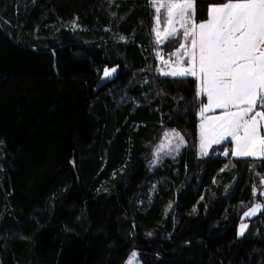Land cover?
I'll return each instance as SVG.
<instances>
[{"label": "trees", "instance_id": "1", "mask_svg": "<svg viewBox=\"0 0 264 264\" xmlns=\"http://www.w3.org/2000/svg\"><path fill=\"white\" fill-rule=\"evenodd\" d=\"M223 1L194 0L196 20ZM151 27L150 0H0L2 32L52 53L0 38V264H264V209L236 235L264 157L196 156L204 96L156 73ZM166 127L186 142L150 165Z\"/></svg>", "mask_w": 264, "mask_h": 264}, {"label": "snow or ice", "instance_id": "2", "mask_svg": "<svg viewBox=\"0 0 264 264\" xmlns=\"http://www.w3.org/2000/svg\"><path fill=\"white\" fill-rule=\"evenodd\" d=\"M155 10V39L163 43L182 29L183 42L173 55L176 68L164 75L196 77L198 95H206L207 103L200 109V149L207 155L212 144L231 137L236 157H264V0H225L210 3L207 19L197 23L194 0H150ZM164 10L163 32L160 30ZM159 55V53H158ZM162 62L168 61L160 57ZM116 69H104L103 78ZM221 109L220 115L205 116ZM179 143L184 137L172 130ZM168 144L162 146L161 151ZM225 155H228L225 152ZM261 205L244 212L250 217ZM247 224H241L238 236H243Z\"/></svg>", "mask_w": 264, "mask_h": 264}, {"label": "rangeland", "instance_id": "3", "mask_svg": "<svg viewBox=\"0 0 264 264\" xmlns=\"http://www.w3.org/2000/svg\"><path fill=\"white\" fill-rule=\"evenodd\" d=\"M225 2V1H223ZM223 2L220 3H214V4H221ZM150 5L152 7V27H151V31H152V38L153 41L155 42L156 47L154 48V54H155V58H156V73L158 75H162V76H170V75H164L163 73H168L171 70H173L174 68H176V56L173 55V53H175L176 49L179 48V44L181 42H183V37H182V29H180L179 24H176V28L179 29L178 37H179V42L177 44V46L173 49H171L169 51V53H163L164 51L162 50L161 45L163 43H157L156 39H155V31L154 29L156 28V23H155V10L150 2ZM208 8V6H207ZM161 24H160V30L161 32H163V29L165 27L164 24V17H165V12L164 10L161 11ZM207 19V15L204 19L201 20H196L197 23L203 21ZM0 38L4 41V43L6 44L9 52L13 55H17V56H22V57H26L30 60H42V59H51L52 58V53L48 50H44V51H36L33 48H25L22 46L17 45L15 42H13L12 40H10L0 29ZM159 53V55H158ZM161 56H163V59L168 61L167 64L163 63L161 60ZM195 79V85L196 88L198 90V86H199V80L196 77H193ZM207 101V97L206 95H204V100L202 102H200L198 104V106L195 109V114H196V120H195V154L196 156H202L201 154V149H200V123H201V115H200V109L201 107L206 104ZM221 109H214L211 112H206L205 116H215V115H220L221 114ZM175 130L176 132H178L181 136L184 137V135L181 133V131H179L177 128L175 127H166L162 130L160 138L158 139V141L154 144L152 151H151V155H150V161L149 164L150 165H154L157 163H160V161L162 160V158L164 157H172L174 156L177 151H175V145L177 143H179L178 139L175 137V135L173 134V131ZM262 134H264V131H262ZM169 139L171 140V145L168 147H165L163 151H161L162 146L167 145ZM223 141H229L231 143L230 145V152L229 155L233 156L231 154L232 150L235 148V142L231 140V137H228L226 140ZM221 141V142H223ZM186 142V139L184 137V143ZM183 143V144H184ZM182 144V145H183ZM181 145V146H182ZM180 146V147H181ZM209 149V148H208ZM207 149V151H208ZM220 155H225L224 151L217 152ZM260 185H258V187H255L253 189V193L255 194L254 200L251 203V205L242 212L240 219L238 220L237 226H236V235H238V231H239V227L241 224H247V220L246 217L244 216V212L248 211L250 209V207H254L257 204H260L261 210L264 209V178L260 179ZM260 210V211H261ZM259 212V211H257ZM256 212V213H257ZM251 217V216H250ZM123 264H140V260L138 258L137 255V250L135 248H132L128 255L126 256V258L124 259Z\"/></svg>", "mask_w": 264, "mask_h": 264}, {"label": "water", "instance_id": "4", "mask_svg": "<svg viewBox=\"0 0 264 264\" xmlns=\"http://www.w3.org/2000/svg\"><path fill=\"white\" fill-rule=\"evenodd\" d=\"M105 68H107V69H112V68H115L116 69V71H115V73H113V75H111L110 77H105V78H103L102 79V82H107V81H110V80H112L113 78H115V76L117 75V72H118V66L116 65V64H112V65H110V66H108V65H104L103 67H102V70H101V77H103V72H104V69Z\"/></svg>", "mask_w": 264, "mask_h": 264}, {"label": "crops", "instance_id": "5", "mask_svg": "<svg viewBox=\"0 0 264 264\" xmlns=\"http://www.w3.org/2000/svg\"><path fill=\"white\" fill-rule=\"evenodd\" d=\"M203 95V94H202ZM204 96V95H203ZM228 143H226L223 148L220 150V152L224 151V154L225 152H230V145L231 143L229 141H227Z\"/></svg>", "mask_w": 264, "mask_h": 264}, {"label": "built area", "instance_id": "6", "mask_svg": "<svg viewBox=\"0 0 264 264\" xmlns=\"http://www.w3.org/2000/svg\"><path fill=\"white\" fill-rule=\"evenodd\" d=\"M217 152H220V151H216V153H217ZM220 153H221V152H220Z\"/></svg>", "mask_w": 264, "mask_h": 264}]
</instances>
